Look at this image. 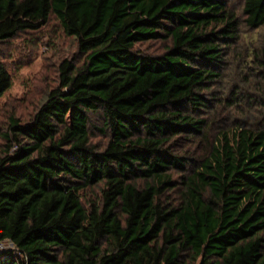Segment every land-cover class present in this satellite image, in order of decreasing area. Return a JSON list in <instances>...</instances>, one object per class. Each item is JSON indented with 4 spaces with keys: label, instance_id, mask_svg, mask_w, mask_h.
<instances>
[{
    "label": "trees",
    "instance_id": "1",
    "mask_svg": "<svg viewBox=\"0 0 264 264\" xmlns=\"http://www.w3.org/2000/svg\"><path fill=\"white\" fill-rule=\"evenodd\" d=\"M51 21L78 55L0 127V264H264V0H0V99Z\"/></svg>",
    "mask_w": 264,
    "mask_h": 264
},
{
    "label": "rangeland",
    "instance_id": "2",
    "mask_svg": "<svg viewBox=\"0 0 264 264\" xmlns=\"http://www.w3.org/2000/svg\"><path fill=\"white\" fill-rule=\"evenodd\" d=\"M146 53H161L160 42L139 46ZM11 76V86L0 99V127L13 114L26 121L44 101L46 93L58 85V64L78 55L76 41L63 35L55 22H49L36 34L13 39L2 50ZM101 136L93 142L104 144Z\"/></svg>",
    "mask_w": 264,
    "mask_h": 264
},
{
    "label": "built area",
    "instance_id": "3",
    "mask_svg": "<svg viewBox=\"0 0 264 264\" xmlns=\"http://www.w3.org/2000/svg\"><path fill=\"white\" fill-rule=\"evenodd\" d=\"M12 245L10 242L0 240V251L11 249Z\"/></svg>",
    "mask_w": 264,
    "mask_h": 264
}]
</instances>
